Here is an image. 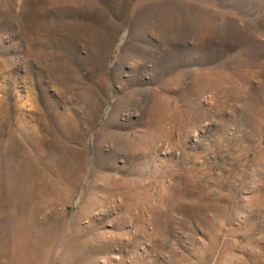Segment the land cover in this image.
Masks as SVG:
<instances>
[{
	"label": "rangeland",
	"instance_id": "obj_1",
	"mask_svg": "<svg viewBox=\"0 0 264 264\" xmlns=\"http://www.w3.org/2000/svg\"><path fill=\"white\" fill-rule=\"evenodd\" d=\"M0 264H264V0H0Z\"/></svg>",
	"mask_w": 264,
	"mask_h": 264
},
{
	"label": "bare ground",
	"instance_id": "obj_2",
	"mask_svg": "<svg viewBox=\"0 0 264 264\" xmlns=\"http://www.w3.org/2000/svg\"><path fill=\"white\" fill-rule=\"evenodd\" d=\"M23 256V255H22ZM25 259V258H24Z\"/></svg>",
	"mask_w": 264,
	"mask_h": 264
}]
</instances>
